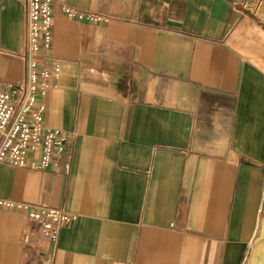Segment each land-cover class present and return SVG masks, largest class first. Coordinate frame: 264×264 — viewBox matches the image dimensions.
I'll return each instance as SVG.
<instances>
[{
  "label": "crops",
  "instance_id": "0c3cea01",
  "mask_svg": "<svg viewBox=\"0 0 264 264\" xmlns=\"http://www.w3.org/2000/svg\"><path fill=\"white\" fill-rule=\"evenodd\" d=\"M66 3L107 18L52 1L37 56L58 59L43 120L71 158L0 162V199L75 214L44 245L53 264H264L251 261L264 242V0ZM24 48L23 2L0 0V89L24 79ZM42 246L37 221L0 205V264H39Z\"/></svg>",
  "mask_w": 264,
  "mask_h": 264
},
{
  "label": "built area",
  "instance_id": "2783aa9c",
  "mask_svg": "<svg viewBox=\"0 0 264 264\" xmlns=\"http://www.w3.org/2000/svg\"><path fill=\"white\" fill-rule=\"evenodd\" d=\"M52 1L22 0L25 12V48L20 57L24 60V79L0 89V162L34 169L58 170L72 155L67 134L58 128L45 125L43 98L53 87L59 75L58 59L38 55L51 46ZM61 3L63 12L70 18L90 22L106 21L100 14L77 10L66 0ZM49 58V59H48ZM0 205L23 210L28 219L37 221L43 243L39 264H53L54 245L61 226L75 218V214L47 204H25L0 199ZM28 240V236H24ZM45 245V246H44Z\"/></svg>",
  "mask_w": 264,
  "mask_h": 264
},
{
  "label": "bare ground",
  "instance_id": "6f19581e",
  "mask_svg": "<svg viewBox=\"0 0 264 264\" xmlns=\"http://www.w3.org/2000/svg\"><path fill=\"white\" fill-rule=\"evenodd\" d=\"M262 253H264V242L261 241L259 243H256V246L253 250V255H252V260H251L252 263L258 259V254L262 255Z\"/></svg>",
  "mask_w": 264,
  "mask_h": 264
}]
</instances>
